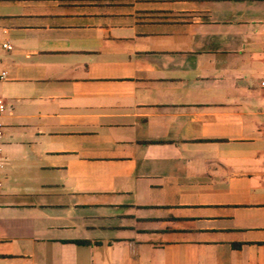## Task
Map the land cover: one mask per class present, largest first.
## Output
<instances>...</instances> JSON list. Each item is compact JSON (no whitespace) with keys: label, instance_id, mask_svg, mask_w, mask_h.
Returning a JSON list of instances; mask_svg holds the SVG:
<instances>
[{"label":"crops","instance_id":"1","mask_svg":"<svg viewBox=\"0 0 264 264\" xmlns=\"http://www.w3.org/2000/svg\"><path fill=\"white\" fill-rule=\"evenodd\" d=\"M263 77L264 0H0V264H264Z\"/></svg>","mask_w":264,"mask_h":264},{"label":"built area","instance_id":"2","mask_svg":"<svg viewBox=\"0 0 264 264\" xmlns=\"http://www.w3.org/2000/svg\"><path fill=\"white\" fill-rule=\"evenodd\" d=\"M3 47L5 49H9L11 50L12 47L8 44H4ZM5 73H3V77H5ZM260 88L263 92V97H264V77L260 80ZM8 105L7 103L4 101V100H0V116L3 115L7 110H8ZM3 126L2 124L0 123V157L2 156V138H3ZM263 139H264V134H263ZM2 187V183L0 182V188Z\"/></svg>","mask_w":264,"mask_h":264}]
</instances>
